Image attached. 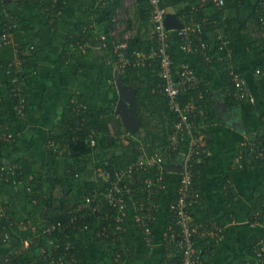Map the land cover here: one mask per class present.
<instances>
[{
  "label": "trees",
  "instance_id": "16d2710c",
  "mask_svg": "<svg viewBox=\"0 0 264 264\" xmlns=\"http://www.w3.org/2000/svg\"><path fill=\"white\" fill-rule=\"evenodd\" d=\"M67 1L68 0H31V4H29L28 0H17V8H24V10L26 11H28L29 9H32L33 11L35 10L34 14H37V16L34 20H36L40 15L41 19L44 18V23H46L50 34L57 35L58 29L61 26L60 24L63 23L62 19L65 17L64 15L67 11ZM160 1L161 6L165 7L167 11L169 10L168 8H172V6H174V8L175 6H179L180 11L178 12H181L179 13V15H182V18L185 15L187 16V13H189V10L193 5H199L198 0ZM228 1L232 3L237 10H241L247 4L248 0ZM136 6L138 16L142 19V23L145 26L143 28L145 29L139 31L137 36L133 39L128 40L127 51L129 53H131L132 51L146 52L154 46V42L150 40L148 31L146 29L147 25H150L149 1L136 0ZM87 8H89V12L86 11L84 15L86 14L85 16L87 18H90L89 15H95L94 22L99 26V28L97 29L96 25L95 27L94 25H92V28H88L87 25L92 24L89 21L88 23H85L84 21L75 23L76 27L74 32H71L69 35H67L63 49L58 56L57 63L59 68H61V63H64L66 61L71 63L70 60H76L80 57L83 58L84 54L87 55V52H89V50L92 51L95 48H99L101 50L102 56L100 60L102 65H106V62L110 56L112 59H116V56L113 52L112 38L109 35V32L113 26V19L116 12L123 8V0H100L99 5H90L89 3V5H87ZM7 15H12V13L10 10L4 7L2 0H0V34L3 33L4 29H7L4 26V23L7 21ZM224 15V6L215 7L212 3H209L205 6V8L199 9V11L196 13V19L199 20L203 17H206L211 22L216 21V23H220L221 18ZM20 21L23 22L22 20ZM246 22L248 23L242 26V31L249 30L253 31V33H255L256 35L258 34L260 44L258 46H255L251 43V45L254 46L253 48H260L264 43L263 1H259L254 5ZM226 23V28L228 31H230L231 25L229 20H227ZM215 25L216 24H213L212 26L209 25L207 29H210L211 27L214 28ZM26 26L27 25H23V28H26ZM95 28L97 31L95 30ZM102 36L105 37L103 40L101 39ZM216 36L217 35L213 34V38L209 39L210 44L212 43L213 45H216V43H218L216 41ZM14 40L16 41L18 47L17 55L22 62L21 71L19 73L16 72L14 68L6 69L7 65L13 59V48L9 45L0 49V67H2L1 73L4 76L6 85L9 89L8 99L3 98L0 92V128L1 130H4V128L7 127L6 134L11 133L12 135L10 140H4L2 137H0V153L7 151L11 147H13L15 141L19 137L17 133L13 131V128L21 129V127H25L26 118L29 116L32 102V95L30 93L31 87L33 85V81L37 77L38 69L37 52L34 49H31V51L28 52L29 54L25 53L26 42L22 35H15ZM232 44L233 43H230L229 48H232ZM251 45L250 41L245 40V47L247 46L250 48ZM169 52L173 58L174 64H176V62L178 61V55L181 52L178 50L177 40L173 34L172 36H170ZM225 54L226 52L222 53V55L224 56ZM260 55L262 57V61L254 68L252 74L253 76L250 80V86L253 89H251V91L254 92L255 95H253L256 99L255 105H252V107L250 108H252V110L254 111H258L261 108V105L264 103V50L260 51ZM235 57L236 56L233 55L227 61H222V65H220V62L215 64H219L222 68V72L220 75V88L227 107L234 106L240 102L234 98L232 85L230 84L231 70L235 73L239 72L238 65L235 62ZM198 58L202 63L209 65V63H207L200 55ZM257 70L260 71V74L256 73ZM118 71L122 74V80L125 85L136 87V112L141 124L139 128H141V130L144 131L146 136H148L149 138L156 139V136L160 133L158 126H160V124H164L162 122L163 120L158 121L156 124H154L151 119L146 120L144 113L149 112L150 114L155 116V118H157L156 116H158V114L159 118L160 116L171 118L173 117V115H171L168 110L166 97L162 94V92H160V88L163 87L165 81L162 80L151 67L137 68L132 65H128L123 69H117V72ZM14 79L22 82L21 88L23 89V93L20 94L21 92H19L18 94L20 95L18 97L15 94V91H12V89L14 88ZM201 90L205 95V102L207 104L206 111L208 116V123L215 115V111L213 102L211 100L210 86L206 83L205 80L201 85ZM192 94L194 93L189 92V94H185L184 99L188 96H191ZM21 99L24 100V112L23 114H18L14 107L20 105V103L22 102ZM153 99L161 103L155 109L156 112H150V109L152 107L148 104ZM67 101L68 102L64 107V112L61 113L60 117H58V119H56V121L53 123L50 132L45 135L44 141L42 143L44 147L46 148L48 146H51L55 147L56 149H63V155H67L69 159L72 160L77 159L79 163L80 161L84 163L83 161L85 158H89L94 154L101 155V157L105 155V158H110L109 156L106 157V153L110 149L116 147L117 144H120L122 154L125 156L124 161L128 162L124 164V161L114 156L113 158H110L106 164L104 163L105 165L102 163V166L106 168L105 170L110 173L109 181H103L107 185V187L104 188H102V185H97L87 179H84L82 181L77 179L78 174L86 173L87 170L85 168V164H67L65 173H63L65 177L64 183L67 186V190L69 193H72L75 189V193L73 195L77 197L78 200L86 193L90 194L91 197L93 195L95 198L93 199L92 197V200L89 203L88 207H86L83 199L79 201L76 199L75 203L72 204L71 199L68 198L66 193L65 196H63V193L61 195L59 194L58 199H55L56 197H50L49 199L43 197L45 189L48 188L53 191L56 188L57 181L55 179V176L57 175V172H55V170L47 169V174L38 173L35 170L36 168H34L33 161H30L27 158L12 162V164H10L9 166L2 165L0 163V195L2 191H8L6 193H10L8 201H0V205H2L3 208V215L0 216V264H91L86 247L84 246L82 239H80V232L74 229L67 230L66 234H53L52 238L54 237L53 239H57L59 247L57 248V250L52 252L51 256L42 253L44 247L47 246V239L45 238L46 234L43 232L46 226L55 222L65 223L68 220H71L72 216L77 217L80 226L87 225L88 229L94 228V237H97V242L101 243L103 257L106 262H108L109 264H120L122 260L130 256L128 253L125 254L121 250L122 248L127 247L126 237L128 231H117L115 232L116 236H112V234L114 233L112 226L114 224H121L114 221V217L121 213L105 204L107 202L106 199L101 198L99 194H97L101 192L94 191V189H98V191L104 189L103 192L107 194L110 184L117 181V176L115 174L117 170H120L118 168L124 167L131 162H136L144 156V153L152 154L155 147L151 149L147 148L148 152L140 151L138 147L140 146L141 138L138 134L130 133L129 131L124 129L122 120L116 115V113L114 112V108L94 109L89 105L87 99L83 98L82 95H78L77 97H75L74 94H71L67 98ZM80 102L84 105L85 109H79ZM258 113H261L260 126L258 127V129H254L252 132H258L259 135L261 134L262 138L264 139V112L258 111ZM197 121L200 122V119H197ZM205 132L206 135H209L207 129H205ZM2 134L4 133H1V135ZM133 135H137L139 139L133 138ZM160 137L164 141L157 145L156 149L162 148L167 144L168 134L163 133V136ZM237 151L238 149L236 150V154ZM48 152L52 153L53 151L52 149H48ZM180 156L181 154L178 155L176 153L171 157L172 160H176ZM208 165L209 159L204 156L199 162L194 163V170L199 173L194 178L195 189L201 188V182L204 180V170ZM49 171L53 175V177L51 178H48ZM157 173V168H151L149 172L136 173L137 182L133 185L127 184L128 182H130V179L127 177L122 178L119 182L122 186L126 184L127 187L129 186L128 188H132L134 192L132 200L135 203L137 216H143L144 214L148 213L147 210L150 204L148 203V201L150 200V198L148 188H146V180L155 181ZM162 175L167 174L165 172H162ZM31 176L39 177H35L36 179H32ZM29 178L32 180H30V182H28L27 184L26 181L29 180ZM30 183L32 189L28 192L27 187H29ZM33 183H37V185L35 186L33 185ZM56 193H58L57 189ZM160 193H162V191L159 192V197ZM230 193L231 192L228 191L227 196L229 197V200H232L233 196H230ZM51 196H53V193H51ZM255 196L256 207L252 210V213L248 215V223L252 226L256 224L264 226V208H262V205L264 204V184L257 187ZM158 198L154 199L158 200ZM142 202H144V204ZM101 203H104L105 205H103V207L98 211H93V209ZM141 204H143V207L141 210H139V206ZM200 207L199 204H197L190 210L195 217V219L193 220L194 224L201 223L196 218V212ZM37 209L42 210L43 219L39 222L38 217L33 218L35 226L39 222V227H35L36 229L34 232L21 231V227H19L18 230L15 229L14 218L16 219V216L21 214V211L24 214L29 215L31 213H35ZM126 212L127 211L125 210V214ZM123 221L124 218L122 219V226L124 224L126 225V218L124 223ZM17 224H19L18 226H20V221ZM152 224L153 223H150L149 225ZM125 225L122 227V229L126 228ZM68 234L71 235L70 243L72 247L70 248L68 255H65L63 245L61 244L67 241L65 237ZM103 235L107 236L108 238L104 237ZM29 237H32V243L28 246H25L23 241ZM113 238L118 239L112 240ZM197 241V248H200L203 256L204 254L210 255V253L214 250L213 240H211V244H205L202 240ZM5 245H8V247ZM256 247V245H251L247 248L248 257L257 259ZM183 257V251L181 249H177V251L173 252V254L171 255L169 254V256L164 258L159 264H182ZM262 258L264 259V253H262ZM204 263L205 260L203 258L201 264Z\"/></svg>",
  "mask_w": 264,
  "mask_h": 264
},
{
  "label": "crops",
  "instance_id": "0c3cea01",
  "mask_svg": "<svg viewBox=\"0 0 264 264\" xmlns=\"http://www.w3.org/2000/svg\"><path fill=\"white\" fill-rule=\"evenodd\" d=\"M198 1L200 2V0ZM259 1L264 2V0H248L247 4L241 10H237L232 3L226 0V4L224 6L225 15L222 16L221 22L216 23V21H212L210 25H216L214 26V28L211 27L210 29H207L204 33L206 41L208 42L210 38H213V34H221L225 38L229 39L231 41L230 43H233L231 48L232 54L230 58L233 55L236 56L235 62L238 65V74L245 81L247 89L252 95L254 92L251 91V86L249 88L250 83L246 78L249 79L250 77L251 80L254 68L262 61L260 51L264 50V43L260 48H253L254 46H252L251 43L255 46H258L260 44L259 36L258 34L256 35L255 33H253V31H242V26L248 23L246 22V20L250 15L254 5ZM88 2L89 0L67 1V11L64 15L65 17L62 19L63 23H61L57 35L50 34L46 23H44L45 20L43 19V22L40 21L41 16L39 14L38 18L34 20V23L32 22L31 24L29 22H26L24 24V26L27 25L26 28H23L25 31L28 28L32 30L33 27H37L35 31H40V33H34V42L29 41L30 39H32L31 36L28 38V40H25L26 43H31L29 47H25V53H28L31 51V49H34L38 55L37 77L33 81V85L31 87L30 93L32 95V102L30 113L26 118L25 124V127L29 125V134H26L23 137L24 142L32 139L29 152L31 160L37 157H39L40 159L43 158V152L36 150L43 145L42 143L45 136L43 137L41 134L49 133V131L51 130L50 128L52 127L56 119H58L59 114L64 112V107L68 102L67 98L69 97V94H74L75 97H77L78 95H82L83 98L87 99V102L91 107L96 106L99 109L113 108L112 104L110 106H107L106 104L102 105L100 102H97L98 99H102V101L105 99L104 94L99 95L96 101H93L91 99V96L93 99H96V91L93 89L95 87L94 82H99L101 78L97 71L99 65L98 63L96 65V70L92 74L88 71L87 74L84 75V73H82V75L78 76L76 75V71L71 70L68 74L71 79L67 77L69 79V83L67 86H65L64 81L63 84H61V82L56 83V81L52 77L55 75L57 77H60L61 75L66 77L63 67L59 68L58 66V56L63 49L67 35H69L71 32H74L76 27L75 23L79 22L78 20H76V15H78V13H82L81 9L84 8V6ZM168 9L169 10L167 12L169 14V17H174V19L176 20V22L170 25L174 28L176 26V23L181 24L183 21L182 15H179V13L181 12H178L180 11V8L179 6H175V8L174 6H172V8ZM17 10H24V8H17ZM240 13L242 15L245 14V17L243 21H241L240 25H238V21H235V19ZM34 16L36 17L37 15L34 14ZM227 20H229L231 25L230 31H228L226 28ZM87 26L88 28L93 27L92 24H89ZM170 36H172V33L170 34ZM22 37L25 38L26 36L22 35ZM245 40L250 41V48L244 46ZM14 43L17 44L16 42ZM10 47H12L14 50V45H10ZM86 56L88 57L87 59H89V55L87 54ZM198 57L199 55L180 53L178 55V61L176 62L184 65H189L196 72L202 83L205 80L206 83L210 86L211 100L213 102L215 111V115L206 124V129L209 133V135L207 134L208 150L203 155L204 157L209 159V165L204 170V180L201 182V188L197 189L199 190L201 195V199L197 204H199V207H201L196 212V218L201 223H196L195 225L200 228L203 227V229H197L200 232L203 231L204 228L212 229L213 226L220 231L218 232L217 238H202V236H204V231L201 233L197 231L199 235H201V237L194 238L195 248L196 251L200 254L201 250L200 248H197L196 245L198 243L197 240H202L205 244H211V240H213L214 250L210 253V255L204 254V264H264V259L262 258V253H264V242L261 240L264 237V233L259 241H257L258 233L256 231L257 228L255 227L259 228L260 225L252 226L248 223V215L252 213V210L256 207L255 191L257 187L264 184V163L249 165L245 164L244 162H240L242 165L241 167H239V165L237 164L238 153L242 149L241 143H244L248 140L264 141L261 134L259 135L258 132H252L254 129H258V127L260 126L261 113H258V111L264 112V103L261 105V108L258 111L252 110V108H250L252 107V105L244 99L238 100L240 102L234 106L227 107L220 88V75L222 72V68L220 65H222V61H219L220 65H215L214 63H218L215 60L210 62L208 65L202 63ZM16 60L20 59L14 50L13 59L7 65L6 69ZM89 60H93V58L91 57ZM0 69L2 70V67H0ZM1 70L0 92L3 98L8 99L9 89L6 85V81L1 73ZM248 70H250L249 74L247 73ZM57 72H61V75H59ZM107 72L109 75L108 70ZM88 74H91V77H87ZM92 75L95 76V79L92 77ZM49 77L51 78L49 79ZM91 80L94 82H92ZM71 83L74 84L72 85ZM129 87L132 91V94H134L135 96L136 87ZM108 88L110 89V87ZM253 97L255 98L254 95ZM148 104L152 107L150 109V112H156L155 109L161 103H159V105L157 106L155 99H153ZM101 106H106V108ZM132 106V109H128V113L131 117V121H134L135 123V119L137 120L135 126L137 127V130L139 129V131H137L136 133L133 132V134H138L141 138L140 146L138 147V149L140 151L148 152V150H145V145L142 144H146L147 141L148 143H150L151 147H153L154 145H159L164 141L160 137L163 136V133H159L160 135L158 134L156 136V139L146 136L145 132L142 131L141 128H139L141 124L136 112V98ZM116 115L121 119L118 113H116ZM144 116L146 120L151 119L154 124L162 120V122L164 123L166 119V117L164 118V116H160L159 118V114L158 116H156L157 118H155V116H153L149 112H145ZM122 123L131 133V129L133 127L129 126L124 120H122ZM35 128L36 133L32 132L35 130ZM5 129L7 130V127H5ZM13 131L17 133L18 136H20V133L17 131V129L13 128ZM132 137L136 139L138 138L137 135H133ZM50 148L53 147H46L47 150ZM155 149L156 146L154 148V151ZM237 149L238 151L236 154ZM170 159L161 169V171L165 172L167 175H162V172L157 170L158 173L155 181L148 180L154 184L159 176H163V182L165 185V188L161 190L162 193H160V197L158 189L155 186L148 188V193L151 194L149 196L150 200L148 201V203H150L148 208L150 209L147 210L148 213L146 211L147 214H144L142 218H148L145 220V222H148V228L150 229L149 233H147L145 231V228L141 225L142 222L137 221V210L135 207V203L132 200V197L134 195L132 188L130 189L128 188V186L124 189L125 191L122 195V199L124 201V207L122 209L123 211L120 212L121 214L114 217V221L121 224L113 225L112 223L114 232L112 234L113 237L116 236L115 232L117 231H128L126 237L127 247L122 248L121 250L125 254L128 253L130 256L122 260L120 264H159L164 258L169 256V254L171 255L173 254V252L177 251L174 239H171L170 234H177L178 228L175 225H172L171 227H169L170 225H168L172 218V214L169 211V203L177 195L181 172L176 171H180L181 169L183 171V158L182 156H180L178 158L179 160H172V157ZM167 167L172 168V170H169V168ZM129 179L130 182H128L127 184L133 185L137 182L136 177H132ZM133 180L136 181L134 182ZM228 191L231 192L229 195L233 196L232 200H229V197L227 196ZM154 198H158V200ZM142 203L144 204V202ZM143 204L139 206V210L142 209ZM125 210L127 211L126 214ZM157 211H159L158 216H156ZM189 215L191 216L192 224H194L193 220L195 219V217L193 216L191 211L189 212ZM123 218V223L125 222L126 218V225L124 224L126 227L125 229H122V227L124 226H122ZM245 221L246 223H244ZM150 223L153 224L149 225ZM103 236L107 237L105 235ZM96 238L94 237V230L91 236H87V233L84 232L80 233V239H82L83 244L86 247L90 263L109 264L104 260L101 243H98ZM117 239L118 238H113L112 240ZM251 245H256L260 248L261 256H257V259L247 256V248Z\"/></svg>",
  "mask_w": 264,
  "mask_h": 264
},
{
  "label": "built area",
  "instance_id": "2783aa9c",
  "mask_svg": "<svg viewBox=\"0 0 264 264\" xmlns=\"http://www.w3.org/2000/svg\"><path fill=\"white\" fill-rule=\"evenodd\" d=\"M150 5V30L148 35L150 40L154 42V46L149 51H127L128 40L131 38L128 33L122 35L120 39H117V35L121 33L123 25L122 19H118V10L113 19V26L109 32L112 38L113 52L116 56V60L119 63L118 69H123L128 65H132L137 68L151 67L153 71L162 78L165 83L161 87L160 92L167 99L168 110L173 115V125L168 134L166 146L156 149L152 154H146L141 159L134 163L129 164L125 169L117 170V181L110 184L108 193L106 195V203L109 207L117 209L118 212H122L124 207V201L122 199L124 189L127 185L122 186L119 182L122 178L137 177L136 173L149 172L151 168H157L161 171L163 166L167 163V156L170 157L173 154H181L183 158V171L180 174V180L178 183L177 195L169 203V211L172 214V218L168 225L171 227L175 225L178 228L177 234L171 233V239H174L175 247L183 251L184 257L182 264H201L204 256L200 251V254L196 251L194 238L201 237L199 233L204 231V237L217 238L219 229L214 226L211 228H204L203 231L197 229H203V227H197L191 222V216L189 215L190 209L199 203L201 195L199 190L194 188V178L197 176V172L194 170V163L199 162L203 154L208 150L207 135L205 132L207 116V104L205 102V95L201 90L202 81L197 76L196 72L189 66L181 63L174 64L173 58L169 52L170 47V34L172 33L177 40V47L181 53L200 55L203 59L210 63L212 61H227L232 50L230 47V40L225 38L221 34L216 36V45L210 44L206 41L204 33L207 27L212 23L208 18L203 17L199 20L196 19V13L201 8L209 3H212L215 7H223L226 4V0H200L199 5H193L187 16L183 17L181 26L177 28H169L167 26V19L169 14L167 9L161 6L160 0H148ZM123 8L126 10L128 6L123 0ZM13 23L12 15H7V21L4 23L5 28L3 33L0 34V48L6 45H14V50L17 53V44L13 42L9 29ZM136 37V35H135ZM105 37L102 36L103 40ZM205 39V40H204ZM116 40V41H115ZM105 47V45H104ZM217 50H216V49ZM226 52L225 56L222 55ZM21 60H16L8 66L7 69L14 68L16 72L21 71ZM9 72V70H8ZM260 74V71H256ZM230 84L232 85L233 95L236 100H245L251 105H255V98L247 89L245 81L231 70L230 72ZM22 82L13 80L14 88L17 97L23 93L21 88ZM21 92L20 94H18ZM192 92L191 96L184 99L185 94ZM24 99V98H23ZM21 99L20 105L14 107L18 114H23L24 100ZM85 109L83 104H79V109ZM200 119V122L197 121ZM1 133H4L1 135ZM0 137L4 140H10L11 133L6 134V129L1 130ZM1 138V139H2ZM93 143V142H92ZM241 150L238 153L237 164L241 167L240 162L253 165L257 163H264V141L263 140H248L241 143ZM101 177L103 181L108 182L110 179V173L106 170L101 171ZM134 182L136 180H133ZM132 182V183H134ZM155 186L158 192L165 188L163 182V176H159L156 182L146 180V187L150 188ZM151 194L149 193V196ZM104 203L98 204L93 211H98L105 205ZM264 208V204L262 205ZM150 209V208H148ZM137 221L142 222V226L147 233L150 232L148 228V222L146 219L137 216ZM257 225V224H256ZM255 226V225H254ZM262 227V226H261ZM74 229L80 233L88 231L87 225L80 226L76 216H72L71 220L67 222H55L47 225L43 232L46 234L47 246L42 250L43 254L51 256L52 252L57 250L59 244L57 239H53L52 235L55 233L66 234L67 230ZM199 231V233L197 232ZM58 235V236H59ZM57 236V238H58ZM50 237V238H49ZM71 235H66L67 240L63 245L65 255H68L71 246ZM264 242V237L261 239ZM25 246L32 243V237H29L23 241ZM257 256H261L260 248L257 246ZM72 258V257H71Z\"/></svg>",
  "mask_w": 264,
  "mask_h": 264
},
{
  "label": "rangeland",
  "instance_id": "374dc122",
  "mask_svg": "<svg viewBox=\"0 0 264 264\" xmlns=\"http://www.w3.org/2000/svg\"><path fill=\"white\" fill-rule=\"evenodd\" d=\"M2 1L4 2L3 5L8 10H10L12 13L13 23L11 24L9 32L11 33V38L13 39V42H16L14 39H15V35H17V34L26 36L24 38L25 40H28V38L31 36L32 39H30L29 41L34 42L35 41L34 35L36 34V32L40 33V31L39 30L35 31V29H37V27H33L32 30L30 28H28L25 31L23 29V25L26 22H29L31 24H32V22L34 23L35 10L33 11L32 9H29L28 11H26V10H20L19 11V10H17L16 0H2ZM30 1L31 0H28L29 4H31ZM99 1L100 0H89V2L84 6V8L81 9V12H82L81 15H76V20L84 21L85 23L86 22L88 23V21H89L95 27V25H96L94 22L95 15H91V16L89 15L90 18H87L85 16L86 14L84 15V13L86 11L89 12V8H87V5H89V3H90V5H92V4L93 5H97V4L99 5ZM124 1H125L126 5L128 6V8L126 10L124 8H122L119 11L118 19H122L121 21H122L123 28H122L121 33H119V35H117V39H120V37L122 35H125L126 33H128V35L131 37L130 39H133L135 37V35L137 36L139 31H142L145 29V28H143L145 26L142 23V19L138 16L136 0H124ZM90 9H92V8H90ZM78 14H80V13H78ZM244 15H242L240 13L237 16V18L235 19V21L236 20L238 21V23H237L238 25H240L241 21H243V19L245 17ZM43 19L44 18H42L40 21H42ZM20 20H22L24 23L21 22ZM96 28L98 29L99 26L96 25ZM96 28H95V30H96ZM146 29L149 32V30H150L149 25H147ZM58 31H59V29H58ZM239 33H241V32H239ZM37 35H39V34H37ZM30 44L31 43H26V46L29 47ZM93 48H95V47H93ZM86 49H88V48H86ZM87 53L89 55V59L92 57L93 60L87 59L88 57L87 56L85 57L86 54H84L83 58L80 57L76 60H74V59L70 60L71 63H69L68 61L61 63L62 64L61 67H63L65 74H66V77L61 75L60 74L61 72H57L61 76L60 77H57L56 75L52 76L53 79L56 81V83L61 82V84H63V81H64L65 86H67L69 83L68 78H70L68 76V74L71 70L76 71V75H78V76L82 75V73H84V75H85V74H87L88 71L91 72V74H92L96 70V65L98 63L100 66L98 65L97 71H98L99 75L101 76V78H100L99 82H97V81L94 82L91 80L92 82H94V85L96 87V88L95 87L93 88L96 91L95 92V98L96 99H93L92 96H91V99L93 101H96L98 99L99 95L104 94L105 99L103 101H102V99H98L97 102H100L102 105L106 104L107 106H110L112 104V107L114 108V112L118 113L120 115L121 120H124L129 126L134 127L137 120L135 119V123H134V121H131V117L129 116V113H128L129 110L128 109L133 108L132 104L135 101V96H134V94H132L130 87L123 83L122 74L119 71L117 72V69H118L117 67H118L119 63L117 62V60L115 58L112 59L110 56L106 62V65H102L101 60H100L102 53H101V50L99 48H95L91 52H87ZM214 64H216V63H214ZM107 70L109 71V75H108ZM249 71L250 70L247 71L248 74H249ZM91 74H88L87 77H91ZM92 77L94 78L95 76L92 75ZM50 78L51 77H49V79ZM246 79L249 80V83H250V77H249V79L248 78H246ZM72 82H74V81H72ZM71 84L73 85L74 83H71ZM249 86H250V84H249ZM108 87H110V89ZM111 87H112V89H111ZM70 95L71 94H69V96ZM64 97H65V95H64ZM155 102H156L157 106L160 103L157 100H155ZM101 107L106 108V106H101ZM93 108L99 109L96 106ZM60 115H61V113L59 114V117H60ZM10 116H11V114H10ZM164 118H165V116H164ZM170 118L171 117H166L164 124L163 125L161 124L158 127L160 133L169 134L171 127L173 125V117L171 119ZM124 127H125L124 128L125 130L129 131L125 125H124ZM28 128H29V125L27 127H21V129H17V131L20 133V136L15 141V144L13 147H11L7 151L0 153V163L2 165H8L9 166L10 164H12V162L27 158L30 161H34L33 165H34V168H36L35 170L38 173L47 174V169L48 170L49 169L55 170V172H57V175H58V176L57 175L55 176V179L57 181L56 188L53 191H51V189H48V188L45 189L43 197H45L47 199H49L50 197H52V198L56 197L55 199H58L59 194L61 195L63 193V196H65V193H66L68 198L71 199V201H72L71 203L74 204L76 199H77V197H75L73 195L75 193V189L73 190L72 193L68 192L67 186L64 183L65 177H64L63 173H65V170H66L65 168L67 167V164H70V163H77L78 164L79 162L77 161V159L72 160V159H69V157L67 155H63L64 151H63V149H60V148H58V149H56L55 147L50 148V149H52L53 152L49 153L48 150L44 147V145L42 147H40L39 149H36L40 152H43V158L40 159L37 157V158H33V160H31L30 159L31 156H29V152H30V147H31L30 144H31L32 139H30L27 142L23 141L24 135L29 134ZM36 128L32 132L36 133ZM137 131H139V129L134 131V133H136ZM131 133H133V132H131ZM41 135L44 137L47 134L42 133ZM142 145H145V147H146V149L144 148L145 150H148V149H151V148L157 146V145H154L153 147H151L150 143H148L147 141H146V144L144 143ZM40 152H38V153H40ZM142 152H147V151H142ZM44 153H45V156H44ZM146 154L147 153H144V155H146ZM106 155H107L106 157L109 156L110 158H113L115 156V157H118V159H120L122 161L125 160L124 159L125 156L122 154L120 144H117L116 147L110 149L106 153ZM110 158H105V155L103 157H101V155L94 154L89 158L88 157L85 158L83 161L84 163H82V161H80L79 164H83V165L85 164V168L87 171L84 174H78L77 179H79L80 181L87 179L89 181H92V183H95L97 185L99 184L100 186L102 185L103 186L102 188L107 187V185L103 182V179H102L100 173H101V171L103 172L106 169L102 166V163L106 164ZM170 158H171V156L170 157L167 156L168 161ZM126 162H128V161H124V164H126ZM131 163H129V164H131ZM129 164H127L124 167H120L118 169H125ZM50 171H49V177L48 178L53 177V175ZM35 177L38 178L39 176H35ZM35 177H32V179H36ZM32 179L29 178V180H27L26 183L28 184V182H30V180H32ZM33 185L36 186L37 183H33ZM31 187L32 186L30 183L29 187H27L28 192L31 191V189H32ZM56 189H57L58 193H56ZM0 190H1V187H0ZM94 191L101 192V193H97V194H99V196L101 198L106 199L107 194L105 192H103L104 189H102L101 191H98V189H94ZM6 192H8V191H5V192L2 191L1 192L0 201H8L9 200L10 193H6ZM51 193H53V196H51ZM92 197H93V199L95 198L93 195H92ZM92 197L90 194L86 193L85 195L80 197L79 200L83 199L86 207H88L89 203L92 200ZM42 213L43 212L40 209H37V211L35 213H31L29 215L24 214L21 211V214L17 215L16 219L14 218L15 229L18 230V228L21 227V231L34 232L35 229L37 227H39V222L43 219ZM1 215H3L2 205H0V216ZM158 215H159V211H157V213H156V216H158ZM34 217L39 218V222L36 226H35L34 219H33ZM18 220L20 221V226H18L19 224H17V223H19ZM244 223H246V221ZM255 228H257L256 231L258 233L257 234L258 235L257 241H259V239L261 238V236L264 233V227L259 226V228L258 227H255ZM93 230L94 229H90L84 233H87V236H91V234L93 233ZM5 246L8 247V245H5Z\"/></svg>",
  "mask_w": 264,
  "mask_h": 264
},
{
  "label": "water",
  "instance_id": "95a60500",
  "mask_svg": "<svg viewBox=\"0 0 264 264\" xmlns=\"http://www.w3.org/2000/svg\"><path fill=\"white\" fill-rule=\"evenodd\" d=\"M174 22H176V20L174 19V17H172V18H168L167 19V26L169 27V28H173V27H171L170 25H172ZM179 26H181L179 23H176V26L174 27V28H177V27H179ZM140 122V121H139ZM137 127L134 125V127L131 129V132H134V131H136L137 129H136ZM136 129V130H135ZM167 168H169V170H172V168H170V167H167ZM176 172H182V169L180 170V171H176Z\"/></svg>",
  "mask_w": 264,
  "mask_h": 264
}]
</instances>
